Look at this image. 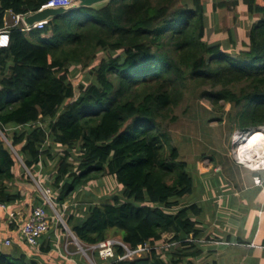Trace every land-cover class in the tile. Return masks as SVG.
<instances>
[{
  "label": "trees",
  "instance_id": "1",
  "mask_svg": "<svg viewBox=\"0 0 264 264\" xmlns=\"http://www.w3.org/2000/svg\"><path fill=\"white\" fill-rule=\"evenodd\" d=\"M49 1L0 0V30L7 11L32 14ZM208 1L110 0L99 9L55 15L41 29L12 26L9 47L0 48V202L23 199L7 185L21 169L7 139L41 186L51 189L61 213L91 183L113 177L123 186L122 196L91 203L78 224L80 218L70 214L67 226L85 245H97L113 232L131 248L148 244L150 251L118 260L124 250L116 247L109 261L95 254L98 264H193L201 236L197 207H182L180 200L192 194L194 180L178 149L168 148L164 114L185 91L205 87L201 97L213 106L224 102L237 110L240 132L264 129V0L233 1L253 21L245 41L226 27L231 50L208 41ZM230 5L220 2L212 9L223 17ZM100 54L105 57L98 61ZM71 67L88 69L92 80L76 88ZM47 142L63 150L55 173L43 171ZM41 240L39 250L48 254L52 240ZM177 244L170 263L159 258L160 250ZM0 264L40 262L13 250L0 252Z\"/></svg>",
  "mask_w": 264,
  "mask_h": 264
},
{
  "label": "rangeland",
  "instance_id": "2",
  "mask_svg": "<svg viewBox=\"0 0 264 264\" xmlns=\"http://www.w3.org/2000/svg\"><path fill=\"white\" fill-rule=\"evenodd\" d=\"M233 1L234 0H209V9L206 14L208 41L222 43L226 49L230 50L232 49V45L228 38L226 27H229L236 33L238 40L245 41V33L248 31L249 25L253 21L246 8H244L241 3L238 6L232 5ZM220 2H228L231 4L229 11H227V16H218L216 11L212 9L213 5ZM27 16L28 14L24 17L25 23ZM103 57H105V54H100L98 61ZM71 70L72 81L76 88L81 81L90 82L92 80V76L89 74L88 69L71 67ZM202 88L199 87L196 89L197 91L194 92H192L191 89L185 91V95L181 102L164 114L167 115L165 118L166 124L164 131L167 133L166 135L170 145H168V148H177L181 154L180 158L189 164L188 170L194 180L195 193L200 188L198 187L197 179V162L204 158L202 162L207 165L210 162L208 157L210 160H219L222 158L224 162V156L226 154L231 156L232 148L237 142L243 141L245 138V133L239 131L237 121H235L237 110L231 108L224 102H220L217 106H213L206 98L201 97ZM219 88H221V86ZM172 117H176L177 120L175 122L170 121L169 119ZM6 146L11 150V153L16 158L21 169L26 175L30 176L32 180L31 184H34L37 194L44 199L46 203V205L44 204L43 206L46 208L51 220V229L46 236L52 239L53 251L48 255L45 254V257L50 258L54 263L50 262V260H46L47 263L45 264H98L94 256L97 254L96 246L82 244L75 238L70 232L65 218L73 214L75 218H80L74 221L78 224L87 216L86 209L88 208V204L85 202L93 198L98 204L106 203L109 199H112L114 195L122 196L123 186L113 177H105L81 188L72 196L69 203L65 205V211L63 213L59 210L56 212L50 207L49 203L52 191L49 200L47 198L46 189L41 186L40 182L30 171L23 168L17 149L12 147L11 142L7 139ZM62 151V148L59 149L58 146H55L52 152L62 155ZM71 154L73 155L71 158L73 162L72 165L76 167L79 164V151L75 149ZM210 155H212L211 158ZM57 167L58 163L55 159V161L50 162L47 173H55ZM195 193L181 199L180 205L183 207L193 202ZM113 234V232H110L108 239H121L119 235ZM166 238L169 239V234ZM13 246L6 249L4 252H11ZM39 249V246L37 248H32L31 255H40L37 254L40 252ZM177 251H179V244L175 245L173 250L169 247L160 250L158 255L160 259L162 258L170 263L172 261V253ZM86 252L90 258L86 255ZM227 258V252L212 256L213 260L218 261L217 264H228ZM183 264L185 263L183 262Z\"/></svg>",
  "mask_w": 264,
  "mask_h": 264
},
{
  "label": "crops",
  "instance_id": "3",
  "mask_svg": "<svg viewBox=\"0 0 264 264\" xmlns=\"http://www.w3.org/2000/svg\"><path fill=\"white\" fill-rule=\"evenodd\" d=\"M1 69L0 67V79L3 77ZM55 146L52 142L46 144V150L49 152L45 156L44 172L49 169L50 162L55 159L57 163L59 161L61 155L52 152ZM241 151L244 152V148ZM224 157V162L222 158L210 160L209 157L210 162L207 165L202 162L204 158L197 162L200 188L195 193L193 187L192 194L195 193L193 202L187 206L197 207L195 221L201 236L195 244L199 254L190 259V263L217 264L218 261L213 260L212 256L227 252L228 264H264V172L244 167L229 154ZM20 161L23 168L29 171L21 157ZM255 177L262 179V186L255 183ZM7 185L13 195L20 194L23 199L16 204L8 205L7 210H0V237L12 239L13 250L28 253L30 258L37 259L40 264L47 263L46 260L53 262L42 252L37 253L40 255H31L32 248L29 249L20 237L22 222L33 208L46 205L44 199L37 195L34 184L27 180L22 169ZM85 203L89 206L94 203V199ZM12 213L15 219L10 217ZM46 235L42 237L41 242L44 238L49 239ZM184 263L189 264L187 261Z\"/></svg>",
  "mask_w": 264,
  "mask_h": 264
},
{
  "label": "built area",
  "instance_id": "4",
  "mask_svg": "<svg viewBox=\"0 0 264 264\" xmlns=\"http://www.w3.org/2000/svg\"><path fill=\"white\" fill-rule=\"evenodd\" d=\"M73 0H50L44 8H55L69 6ZM41 9V10H42ZM29 15V14H28ZM23 14H15L13 11L9 10L5 13V27L0 30V48H8L10 44L9 29L12 26L22 25L25 30H30L31 28L41 29L44 27L46 22H38L33 27H30L24 22ZM258 131L257 133H254ZM260 134L254 142L257 144V149L254 152L250 150H245L247 144L251 138ZM244 148V152H242ZM231 156L233 159L243 165L244 167L257 172H264V129L257 128L251 129L245 133V138L243 141L237 142V144L231 150ZM254 181L257 185L262 186L263 181L260 177H255ZM47 198L50 200L51 190L46 189ZM50 207L56 211L51 200L49 201ZM0 210H7V205L0 202ZM12 219H15V215L10 214ZM51 220L46 209L44 207L38 206L32 209V212L27 216L26 220L22 222L20 237L21 241L30 248H37L40 244L42 237L50 232ZM191 241V240H189ZM13 246V241L10 238L0 237V252L5 251ZM96 246L97 254L99 258L103 261H109L116 257V247H121L124 250V254L117 256L118 260H133L137 257H141L150 251V246L148 244L139 245L137 248L133 249L128 244L124 243L121 239H106L105 241L93 245ZM4 253V252H3Z\"/></svg>",
  "mask_w": 264,
  "mask_h": 264
},
{
  "label": "water",
  "instance_id": "5",
  "mask_svg": "<svg viewBox=\"0 0 264 264\" xmlns=\"http://www.w3.org/2000/svg\"><path fill=\"white\" fill-rule=\"evenodd\" d=\"M109 1L110 0H73L69 6L55 7V8H53V7L52 8H44V9H42L36 13L29 14L26 17V23L30 27H33L38 22H47L51 18H53L55 15L65 13V12H68L70 10H73V9H76L79 7H91V8H96V9L102 8V7L106 6L109 3ZM56 212H57V210H56ZM70 232L72 233V235L75 238H77L71 230H70ZM86 255H87V252H86Z\"/></svg>",
  "mask_w": 264,
  "mask_h": 264
},
{
  "label": "bare ground",
  "instance_id": "6",
  "mask_svg": "<svg viewBox=\"0 0 264 264\" xmlns=\"http://www.w3.org/2000/svg\"><path fill=\"white\" fill-rule=\"evenodd\" d=\"M258 131H255L254 133H257ZM258 137H260V134H257L256 136L252 137L250 136L249 143L246 146L245 150H250V152H254L257 149V144L254 142Z\"/></svg>",
  "mask_w": 264,
  "mask_h": 264
}]
</instances>
